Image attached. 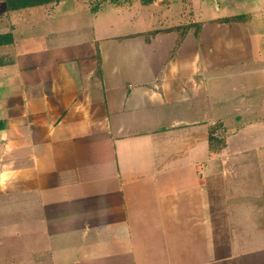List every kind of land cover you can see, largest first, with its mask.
Segmentation results:
<instances>
[{
  "label": "crops",
  "instance_id": "0c3cea01",
  "mask_svg": "<svg viewBox=\"0 0 264 264\" xmlns=\"http://www.w3.org/2000/svg\"><path fill=\"white\" fill-rule=\"evenodd\" d=\"M263 20L0 0V264H264Z\"/></svg>",
  "mask_w": 264,
  "mask_h": 264
},
{
  "label": "rangeland",
  "instance_id": "374dc122",
  "mask_svg": "<svg viewBox=\"0 0 264 264\" xmlns=\"http://www.w3.org/2000/svg\"><path fill=\"white\" fill-rule=\"evenodd\" d=\"M85 1H88V3L91 4V7H92L93 10L95 8H97L99 5H101L102 3H107V2H110V3H114L115 2L117 4L132 3V0H85ZM170 1L168 0V2H170ZM186 1L187 0H177V2H179V3L183 2L184 6L186 4ZM164 5H166V4L164 3ZM232 5H234V4H232ZM210 7H211V15H212V12L218 13L217 9L220 6H218V4L215 1H213V2H211V6ZM232 7H235V6H232ZM184 9H185V7H184ZM250 10H251L252 13H255V8H253V6L248 7L247 5H243L242 9L241 8L231 9L230 12H226V13H230V14L236 15V14H239L241 12L246 13V12H248ZM83 18H86V17H83ZM185 21H186L185 17H183L182 19L178 18L177 23L180 24L179 25L180 28H182V29L186 28V22ZM227 23H230V22H227ZM257 28L259 30H263L264 29V20H263L262 24L260 22V24L257 26ZM243 29L245 30L246 28L243 27ZM253 44H255V45L257 44L258 46H261V48H263V50H264V35L259 36L257 41L255 39V42Z\"/></svg>",
  "mask_w": 264,
  "mask_h": 264
},
{
  "label": "trees",
  "instance_id": "16d2710c",
  "mask_svg": "<svg viewBox=\"0 0 264 264\" xmlns=\"http://www.w3.org/2000/svg\"><path fill=\"white\" fill-rule=\"evenodd\" d=\"M56 0H7L10 10L25 9L50 4ZM144 5L152 4L156 0H141Z\"/></svg>",
  "mask_w": 264,
  "mask_h": 264
}]
</instances>
